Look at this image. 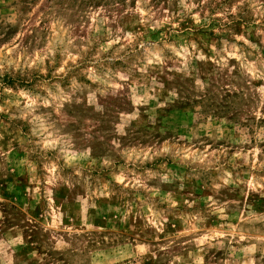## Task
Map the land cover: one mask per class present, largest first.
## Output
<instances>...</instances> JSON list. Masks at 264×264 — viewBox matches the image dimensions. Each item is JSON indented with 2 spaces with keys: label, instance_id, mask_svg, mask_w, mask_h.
<instances>
[{
  "label": "rangeland",
  "instance_id": "1",
  "mask_svg": "<svg viewBox=\"0 0 264 264\" xmlns=\"http://www.w3.org/2000/svg\"><path fill=\"white\" fill-rule=\"evenodd\" d=\"M0 264H264V0H0Z\"/></svg>",
  "mask_w": 264,
  "mask_h": 264
}]
</instances>
